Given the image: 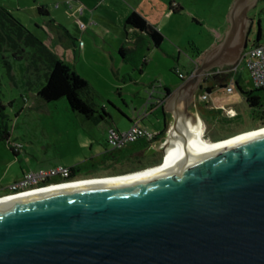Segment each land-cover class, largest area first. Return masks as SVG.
Wrapping results in <instances>:
<instances>
[{"label":"water","instance_id":"obj_1","mask_svg":"<svg viewBox=\"0 0 264 264\" xmlns=\"http://www.w3.org/2000/svg\"><path fill=\"white\" fill-rule=\"evenodd\" d=\"M258 1H233L223 39L172 93L186 112L206 73L240 60ZM187 134L175 112L162 158ZM183 150L149 177L0 196V264H264V134L201 154Z\"/></svg>","mask_w":264,"mask_h":264},{"label":"rangeland","instance_id":"obj_2","mask_svg":"<svg viewBox=\"0 0 264 264\" xmlns=\"http://www.w3.org/2000/svg\"><path fill=\"white\" fill-rule=\"evenodd\" d=\"M61 1L47 0L44 6L50 12L55 9L56 4H60L65 16L78 26L77 20L69 14V8L67 9L74 2L65 0L63 4ZM183 3L184 11L180 13L177 3L171 2L170 11L177 14L173 16L170 24L171 37L166 38L161 50H155L157 54H153L151 61L146 62L143 72L140 73L142 61H138V69L124 61H86V59L73 61L72 50L67 49L70 41L63 31L59 40L53 39L51 35H56L48 24L42 22L48 18H39L37 26L32 22L35 18L34 0H0V7L8 10L24 26H27L28 30L34 36L36 35V38L52 54L61 58L88 82L87 98H90L98 109V113L93 116H99L101 107H104L110 116L95 122L93 119L88 120L72 112L63 98L49 103L39 100L36 93L43 84V73L47 69L48 61H43V57L37 53L35 46L25 45L22 46L24 52L16 54L21 58L15 59L13 50L8 48L6 40L0 37V101L5 107L3 113L6 116L0 118V126L7 127L10 133L7 143L1 138L3 129H0L1 193L6 192V187L18 181L24 172L47 171L78 165L84 160L87 166L93 165L96 159H91L92 156L104 150H110V146L103 138V136L106 140L108 138L107 129L112 125L116 126L115 124H118L120 128L128 125L125 115L148 117V120L143 119L146 126L149 120L155 122V115L159 112L156 111L157 114L153 115L155 113V111L152 112L154 96L163 90V85L170 86L180 82V79L172 72L173 69L186 74L192 73L195 67L193 56L196 55V50L207 51L211 48L209 47L212 42L211 36L207 29L215 30L224 22L231 0H183ZM115 16L117 17V13L113 9L104 11V14H96V18L108 26H115L116 23L112 20ZM248 16L253 20V27L248 35V46L256 39L258 19L261 21L260 26L263 31L261 42H264V1H260L255 8L251 9ZM172 28H175L181 36L177 45L172 43L173 40H178L173 35ZM145 50L144 55L149 58L150 51ZM159 55L165 60H159ZM68 59L70 61H67ZM117 67L120 68L118 76L116 75ZM235 75L243 91L256 89L243 63L237 66ZM216 90L240 113V117L232 119L228 126L243 127L245 130L250 128L254 110L248 106L239 90L234 87V92L229 97L222 89ZM256 94L260 95L264 102V91H258ZM192 105L195 106V98ZM219 128L220 126L216 127L215 131H219ZM215 131L209 133L213 142L219 140L214 135ZM166 136L167 133L158 149L166 140ZM162 159L161 154L158 155L155 159L156 164L151 167L162 163ZM97 162L103 163V160H97ZM109 167L114 168V165L97 164L96 173L93 176L112 174L108 170ZM119 167L121 169L118 172L135 171L131 164Z\"/></svg>","mask_w":264,"mask_h":264},{"label":"crops","instance_id":"obj_3","mask_svg":"<svg viewBox=\"0 0 264 264\" xmlns=\"http://www.w3.org/2000/svg\"><path fill=\"white\" fill-rule=\"evenodd\" d=\"M34 1L35 4L33 6V9L35 18L32 16V18H34L32 22L37 26V21L39 18H48L46 21L43 20L42 22L44 24H48L49 28L56 35H51L53 39L59 40L60 37H62L61 31H63L66 35L65 37H67L70 41V45H67V49L72 50L73 61H83L84 59H86V61H124L126 63H130L136 69H138V61H151V57L153 56V54H157L155 53V50H161V47L166 42V38L171 37L170 24L173 16L177 15L176 13H172L170 11L171 2L177 3V6L180 7V13H183L184 11L183 0H101L100 4H98L99 0H69L73 1L74 4H70L72 7H67V9L69 8V14L77 20L79 24L77 26L75 25L74 21L68 19L65 16V12L63 11V9H61L60 4H56L57 6H55V9L49 12V10L44 6L46 5L47 0ZM64 1L65 0H62L61 3L64 4ZM233 1L234 0H231L229 10L231 9ZM40 6L47 9V17L40 16L37 13V7ZM80 8L82 9L81 11ZM109 9H113L114 12L117 13V17L115 16L112 19L116 23L115 26L104 25L101 20L96 18L97 13L104 14V11H109ZM229 10L225 16L224 22L218 28H216L215 30L214 28L207 29L212 41L210 42L209 47L216 45L223 39L224 34L229 27ZM131 12H137L138 14H140L149 25L153 26L162 34L163 40L159 48H155L152 45L150 39L145 33L125 25V19ZM194 20L196 19L194 18ZM65 21L68 22L65 23ZM97 27L99 29H96ZM251 29L252 28H250L249 32L251 31ZM172 30L173 35L178 38V40H173L172 43L177 45L179 43V40L181 39V36L178 34V32L175 31V28H172ZM248 35L247 46L249 45ZM35 37L37 36L35 35ZM145 49H148L150 51V54H148L149 58L148 56L144 55V51H146ZM121 50L124 52L126 57L123 58L122 56H120L119 52ZM196 51V55L193 56L194 66L197 65L195 61H200L205 53V51H200L199 49H197ZM159 60L165 59L160 56ZM67 61H70V59H68ZM144 66L145 65H142V67L139 68L140 73L143 72ZM116 71V75L118 76L120 73V68L117 67ZM179 73L182 72L179 71ZM182 74L184 77L187 75L186 73ZM234 81L239 84L236 76L234 78ZM179 84L180 82L175 83L174 85L171 84L170 86L163 85L164 87L169 89V92L167 93L166 91H161L154 96L155 102L152 106V112L155 111V113H153V115L157 114L156 111L159 112V114L155 115V122H151L149 120L148 125L146 126L143 119L148 120V117L146 118L135 115L133 117H128L127 115H125L126 119L128 120V125H126L125 128H120L118 124H115L114 122L113 123L116 126H110L117 130H126L132 124H138L146 128L147 130L159 133L156 137L155 143L149 144L142 139L135 143L129 144L120 150H104L103 152L95 154L91 158L93 160L96 159V161L103 160V163H96V161H93L92 164L95 167L97 164L101 166L114 165V167L118 169H121L119 166L131 164L133 169L137 170L148 167L149 165L155 163L154 161L156 157L158 155L160 156L161 154V152L158 150L159 144L165 137L170 124L173 122V115L175 114V112H178L179 115H181V119H183L185 123H193L194 125L197 124V122L199 123L200 121L202 125V133L204 136L206 135L205 137L210 141L212 140L210 139L211 135L209 133L215 131L216 127L220 126V130H226L229 127L228 125L230 124V121L232 119L223 117L218 107L229 106L233 107L234 109L236 108L232 104L228 103L226 99L223 98L219 92H217L216 89L219 87H217L216 85L214 86V84H210V86L212 85L213 88L211 92L207 94V102L198 100V96L202 92H199V90H197V94L195 93V106L190 104L188 111L186 112L184 108V99L179 98L177 100H173L171 98L172 93L175 91V89H177ZM203 86L205 87L206 84ZM234 87H236V85H234ZM219 89H222L227 97L231 96L234 92V89L231 93H227L223 87ZM238 114L239 115L235 118L240 117L239 112ZM145 116H147V114ZM214 133L217 134L216 131ZM103 138L107 143L106 137L103 136ZM84 161L80 163H86ZM127 172L123 171L122 173Z\"/></svg>","mask_w":264,"mask_h":264},{"label":"trees","instance_id":"obj_4","mask_svg":"<svg viewBox=\"0 0 264 264\" xmlns=\"http://www.w3.org/2000/svg\"><path fill=\"white\" fill-rule=\"evenodd\" d=\"M37 13L43 17L48 16L47 9L41 6L37 7ZM125 25L145 33L155 48L160 47V44L162 43L163 40L162 34L153 26L149 25L146 22V20L137 12H131L126 17ZM262 36H263V31L261 26H259L256 39L251 45H256L257 43L258 44L264 43L261 42ZM0 37L2 39H5L6 43H8L7 47L13 50V57L15 59L21 58V57H17L16 54L23 53L24 50L22 46L25 45V46H35L37 53H40V55L43 57L42 58L43 61H48L47 69L43 73V77H44L43 84L36 93V97L39 100L49 103L63 98L66 100V103L72 112L78 113L84 116L88 120L93 119L95 122H97L99 120L105 119L106 117L110 118V116L104 110V107H101L102 111L98 117L93 116L95 113H98V109H97V105L94 104L90 98H87L89 95L88 82L84 78H82L79 74H77L62 59L58 58L55 54H52L47 49V47L40 40H38L28 30V28L24 26V24H22L21 21H19L16 17H14L8 10L4 9L3 7H0ZM119 54L123 58L126 57V55L122 50L119 52ZM195 62L199 63L200 61H195ZM145 63L146 61H142V65H145ZM227 69L228 68L219 70L218 68H216L214 70H211V74L206 73L201 88L199 90V92L202 93L201 94L198 93V94L207 95L208 93H210L213 88V86L212 85L210 86V84H214V86L216 85L219 88L222 87L224 88L226 85L231 83L236 76L235 73L237 72V70L228 72ZM172 72L181 80L186 79L190 75L187 74L184 77L182 73H179V71L177 72V70L174 69L172 70ZM205 84L206 86L204 87L203 85ZM234 85H236L237 89L242 94L248 106L254 110L253 116L260 120L264 119V102L262 101L261 96L256 94V92L258 91H264V88H258V89L256 88L255 90L252 91H243L240 85L236 81H234ZM162 91H166L168 93L169 89L163 86ZM4 108H5L4 105L0 101V118L6 117L5 114L3 113ZM0 129H3V131L1 132L2 133L1 138L6 140L8 143V140L10 138V133L8 132L7 127L0 126ZM9 147L12 149L11 146ZM154 162H156V160ZM155 164L156 163H153L151 165H155ZM151 165L149 166L151 167ZM82 166L83 164L68 167L69 176L66 178V180L67 181L70 180L73 172ZM141 169H137L135 171H139Z\"/></svg>","mask_w":264,"mask_h":264},{"label":"built area","instance_id":"obj_5","mask_svg":"<svg viewBox=\"0 0 264 264\" xmlns=\"http://www.w3.org/2000/svg\"><path fill=\"white\" fill-rule=\"evenodd\" d=\"M99 0L98 4H100ZM57 6V5H56ZM71 8V6H69ZM82 8V7H81ZM80 8V11L82 10ZM243 63L248 69L252 83L255 88H264V43L258 45H250L246 47L240 60L233 66H225L223 68H218L219 70L228 68L227 71H236L237 66ZM216 69V68H215ZM214 70V69H212ZM211 74V70L208 72ZM207 73V74H208ZM214 74V73H213ZM234 89V80L224 87L227 93H231ZM198 100L202 102H207L208 96L202 94L198 96ZM223 117L227 119H233L237 117L238 111L233 107L220 106L218 107ZM199 127L201 128V136L204 140H208L202 133V125L199 121ZM108 138L107 142L110 146V150H119L124 146L135 143L140 139H144L147 143L153 144L156 141L158 132L147 130L146 128L140 127L138 124H132L126 130H117L113 127L107 129ZM211 142V141H210ZM69 176L68 167H58L51 170H40L38 172H27L16 181L15 183L6 187L7 191L11 193L28 192L32 191L31 188L35 187L39 182L44 181L51 177H60L62 180ZM66 182V181H65ZM63 183V182H62Z\"/></svg>","mask_w":264,"mask_h":264},{"label":"bare ground","instance_id":"obj_6","mask_svg":"<svg viewBox=\"0 0 264 264\" xmlns=\"http://www.w3.org/2000/svg\"><path fill=\"white\" fill-rule=\"evenodd\" d=\"M186 131L188 132V136L186 139H182V144L184 143V147L186 148V151L192 153V154H201V153H206L209 151H212L214 149H217L219 147L225 146V145H230L233 143H237L243 139L253 137L255 135H261L264 134V128L259 129L257 131L249 132L246 134L242 135H237L233 136L231 138L226 139L224 142H213V141H206L202 138L201 136V128L199 127V124L193 123H186ZM178 138V137H177ZM180 138V137H179ZM178 142V141H177ZM181 146V141L179 143H176V146L173 147H167L165 150V155L166 158L165 160L160 163L157 166H152V167H147L145 169L132 172L129 174H125L124 176L121 177H116L114 179H103L101 180L100 178H94L89 181H83V182H70L58 186H50V187H45L42 189L38 190H32L28 192H24L20 195L17 196H10L6 199H14L17 197H25L27 195H33L35 193H43L46 191H52L55 189L59 188H67V187H73L77 185H86V184H94V183H101V182H107V181H124V180H133V179H141L145 177H149L150 175H155L157 173H160L162 171H165L166 169H169L172 167L177 161H179L182 157H184V150ZM83 180V179H82Z\"/></svg>","mask_w":264,"mask_h":264},{"label":"flooded vegetation","instance_id":"obj_7","mask_svg":"<svg viewBox=\"0 0 264 264\" xmlns=\"http://www.w3.org/2000/svg\"><path fill=\"white\" fill-rule=\"evenodd\" d=\"M260 1H264V0H260ZM258 1L257 4L260 2ZM256 4V6H257ZM259 25L261 24V21L260 19L257 20ZM253 27V21L251 23V26L250 28ZM262 28V27H261ZM197 94V93H196ZM196 96V95H195ZM252 125L250 128L248 129H244L243 127H237V128H233L232 126H229L226 130L223 129V130H219L217 131L216 130V133L215 136L217 138H219V140H222V139H226L232 135H236V134H239V133H243V132H246V131H250V130H254V129H257V128H261V127H264V119L260 120V119H257L253 116L252 118ZM218 140V141H219ZM162 157V156H161ZM166 158V155L164 156V160ZM163 160V161H164ZM162 162V161H161ZM97 168L94 166V165H90V166H87L86 164H83L82 167L76 169L73 174H72V177L70 180L68 181H74V180H82V179H88V178H99V177H107V176H115V175H120L122 174V172H118V168L114 167V168H111L109 167V171L112 173L110 175H105V176H93ZM128 173V172H127ZM67 181L66 179L62 180L60 177H51V178H48L44 181H41L39 182L35 187H32L31 190H38V189H42L44 187H47V186H51V185H56V184H60L62 182H65ZM6 192H0V196H5V195H10V194H13L9 191H7V189H5ZM20 192V191H19Z\"/></svg>","mask_w":264,"mask_h":264}]
</instances>
